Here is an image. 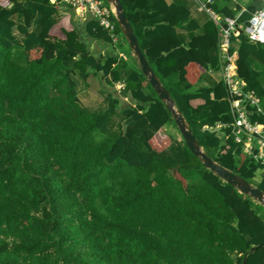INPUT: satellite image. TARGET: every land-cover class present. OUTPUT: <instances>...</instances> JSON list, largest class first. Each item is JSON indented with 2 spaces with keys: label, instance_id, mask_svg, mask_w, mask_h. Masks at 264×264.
Instances as JSON below:
<instances>
[{
  "label": "trees",
  "instance_id": "trees-1",
  "mask_svg": "<svg viewBox=\"0 0 264 264\" xmlns=\"http://www.w3.org/2000/svg\"><path fill=\"white\" fill-rule=\"evenodd\" d=\"M120 1L202 149L250 183L258 176L253 185L264 192L259 164L202 129L230 119L221 81L193 87L219 68V21L209 18L187 41L181 30L199 25L181 0ZM257 3L242 10L237 0H217L213 9L247 25ZM60 9L51 0H0V264H242L244 256V264H264V246L248 253L264 242L253 199L205 168L183 140L167 154L174 140L160 130L175 122L139 66L94 54L84 38L109 43L107 30L91 16L82 32ZM236 36L238 75L264 99V42ZM91 74L103 81L107 111L80 101L76 78ZM116 82L135 106L119 110ZM116 105L125 129L112 135Z\"/></svg>",
  "mask_w": 264,
  "mask_h": 264
},
{
  "label": "built area",
  "instance_id": "built-area-1",
  "mask_svg": "<svg viewBox=\"0 0 264 264\" xmlns=\"http://www.w3.org/2000/svg\"><path fill=\"white\" fill-rule=\"evenodd\" d=\"M198 10L205 12L210 19L221 24L218 41L219 70L221 82L228 101L229 120L218 121L213 125H204L203 130L215 133L222 142L231 140L240 154L264 170V99L254 90L246 89V82L238 75L237 31L244 33L251 42H264V8L255 11L247 25L238 24L235 18L218 14L213 9L217 0H194ZM235 1V0H234ZM62 7L72 8L77 13L88 11L100 26L109 33L112 42L118 41V33L113 18L116 19L113 6L105 0H51ZM244 10V8H242Z\"/></svg>",
  "mask_w": 264,
  "mask_h": 264
},
{
  "label": "water",
  "instance_id": "water-1",
  "mask_svg": "<svg viewBox=\"0 0 264 264\" xmlns=\"http://www.w3.org/2000/svg\"><path fill=\"white\" fill-rule=\"evenodd\" d=\"M110 3L115 12L116 21L121 29L129 48L132 50L133 56L136 58L141 73L147 78L151 88L155 91L158 98L165 103L166 108L170 111L175 125L178 128L181 137L189 149V151L202 162L203 166L213 172L216 176L223 179L228 184L237 188L242 194L249 196L264 206V192L257 186L240 175L233 173L222 165L214 161L200 146L197 137L192 132L188 123L185 121L182 113L175 107L174 100L170 96L169 90L163 86L159 77L154 73L145 54L139 46L138 38L134 33V28L128 20L123 5L120 0H105ZM264 246V242L250 247L248 253H252L257 248ZM246 261V256L242 260V264Z\"/></svg>",
  "mask_w": 264,
  "mask_h": 264
},
{
  "label": "crops",
  "instance_id": "crops-1",
  "mask_svg": "<svg viewBox=\"0 0 264 264\" xmlns=\"http://www.w3.org/2000/svg\"><path fill=\"white\" fill-rule=\"evenodd\" d=\"M185 4L188 6L189 11H190V19L195 20L197 22V24L199 25L198 30H195V32H200L205 23L208 21L209 16L205 13L202 12L200 10H198L197 8V4H195V2H193L192 0H184ZM236 1V0H235ZM238 1V0H237ZM240 5L242 6V8H244V6L247 4V0H242L241 2H239ZM259 9V8H258ZM262 9V8H261ZM72 12V21L74 22V24L79 28L80 31H84V26L86 24V22L88 20L91 19V14L88 11L82 12V13H77V12H73L71 11L68 7H62V9L60 10V14H64V13H70ZM201 14H204L207 16V18H202ZM184 24H182V26H184ZM140 29V28H139ZM190 32L188 30H181V34L182 36L185 37V39L188 41L190 38ZM85 40H87V43L89 45V49L91 51H93L94 54H98V53H109L113 56H115V58L117 59V61L119 63H124L126 64L127 67H138V63L136 58L133 56L132 50L129 53V49L124 47V42H123V38L120 37V35L118 34V41L117 42H103V41H98V40H94V39H90L89 37L84 38ZM129 47V46H128ZM218 68V67H217ZM94 77H90L88 78L87 82H96L95 85H93V87L91 88V91L85 94V97L78 96L80 98L81 103L90 108L96 107L97 103H101L102 101H104V93L101 92L102 87L105 88V86L103 85V81L101 82L100 77L95 76ZM221 81V73L219 68L218 69H208V71L203 75V78L198 81L197 83H195L193 85V87H200V86H209L210 84H212L213 82H218ZM102 83V86H101ZM114 89L116 92L115 94H117L118 96H120L121 98V103H120V107H124L126 105L129 106H135V104L137 103L134 99H132V97L130 96V94H123L121 95V92L123 91L124 87H123V83L121 82H116L114 84ZM145 92H149V90H145ZM81 95V94H80ZM87 101H92V102H87ZM93 110V109H90Z\"/></svg>",
  "mask_w": 264,
  "mask_h": 264
},
{
  "label": "rangeland",
  "instance_id": "rangeland-1",
  "mask_svg": "<svg viewBox=\"0 0 264 264\" xmlns=\"http://www.w3.org/2000/svg\"><path fill=\"white\" fill-rule=\"evenodd\" d=\"M181 1L185 3L184 0H181ZM192 1L195 2L194 0H192ZM241 1L242 0H238V2H241ZM252 2L257 3L258 1H256V0H247V3H252ZM195 4H197V3L195 2ZM257 7L259 9L264 8V1L263 2H260L259 1V3H257ZM62 15H66V13H64ZM201 16H202V18H207V16L204 15V14H201ZM196 33L197 32L192 31V32H190V36L192 34H196ZM119 35H120L121 38H123L124 47L127 48V49H129L128 51L130 53L131 50L128 47L127 41L124 38L122 32ZM262 67L263 68L260 69L261 70L260 79H261L262 84H264V65H262ZM95 76H97V75H94V74H91L90 75V77H94V78H95ZM76 81H77L78 93H79V96H81V98H82V96L85 97V94L88 93V92H90L91 91V88L93 87V85L96 84L95 81L94 82H87V81L84 82V81H82V79H80L78 77L76 78ZM164 83H165L166 86L172 85L171 84V81H169V80L168 81H165ZM108 100H109L108 97H106V95L104 94V101H102L100 104L97 103L96 104V107L90 108V109H93L91 111H94V112H97V113L98 112L107 111V109H108ZM87 102H92V101H87ZM117 107H119V105H116V112L113 113V114H110V116H109L108 129H109V131L111 132L112 135H117L119 132H122L125 129V120L123 118V115H122L121 111H118L117 110ZM121 109H122V107H119V110H121ZM164 133L170 135V137H172V139L174 140V144L171 147H169V149H167L166 152H167V154H169L171 156L173 154L175 155L176 153H178V145L177 144H179V142H181L183 140L182 137H181V134L179 133L178 128L173 123L166 124L162 128V131L160 130V134H164ZM258 174H259V172H257V175ZM257 178H258V176H256L252 180V183L251 184H255ZM252 202H253V204H255L256 209L260 212L261 216L264 218V206L262 204H260L259 202H257L256 200H254V199H253Z\"/></svg>",
  "mask_w": 264,
  "mask_h": 264
}]
</instances>
